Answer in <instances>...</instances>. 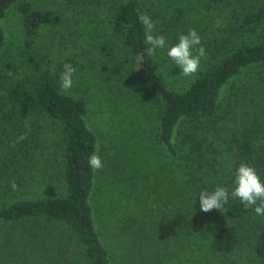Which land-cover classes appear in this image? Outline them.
<instances>
[{"label": "trees", "instance_id": "obj_1", "mask_svg": "<svg viewBox=\"0 0 264 264\" xmlns=\"http://www.w3.org/2000/svg\"><path fill=\"white\" fill-rule=\"evenodd\" d=\"M68 1L69 15L0 0V46L18 5L24 67L0 61L2 237L22 233L23 264H264V216L231 195L204 212L199 196L231 193L241 163L264 181V0ZM145 12L167 39L155 57ZM190 29L207 58L184 77L167 50Z\"/></svg>", "mask_w": 264, "mask_h": 264}, {"label": "clouds", "instance_id": "obj_2", "mask_svg": "<svg viewBox=\"0 0 264 264\" xmlns=\"http://www.w3.org/2000/svg\"><path fill=\"white\" fill-rule=\"evenodd\" d=\"M139 21L145 31V52L148 57H155L158 49L165 48L167 39L164 35L155 34L156 23L146 12L139 14ZM167 56L181 70L184 77L195 76L200 71L201 60L207 58L202 38L196 29L179 35L178 42L168 47ZM75 72L76 69L71 64H64L59 77L62 92L71 90ZM88 163L94 172L103 168V161L98 154L93 153ZM234 185L231 193L228 188L222 186H217L213 191H201L199 193L201 210L204 212L222 210L231 195L232 198H238L245 208L254 209L256 215L264 216V181L256 169L248 163H241L235 174ZM11 187L15 191L18 185L13 181Z\"/></svg>", "mask_w": 264, "mask_h": 264}, {"label": "rangeland", "instance_id": "obj_3", "mask_svg": "<svg viewBox=\"0 0 264 264\" xmlns=\"http://www.w3.org/2000/svg\"><path fill=\"white\" fill-rule=\"evenodd\" d=\"M62 0H37L38 5L33 4L34 7L38 9H59L63 8L65 9V13L69 15L70 13H73V10L67 7V5L62 4L59 7V4L61 3ZM42 5L40 6V3ZM65 2V0H64ZM69 2V3H68ZM65 3H68V5L71 6L70 1H66ZM72 7V6H71ZM88 9V7H87ZM2 27L4 30V33L6 35V43H4L2 46H0V61L6 62L4 65V68H7L6 73L7 74H20L17 75L18 77H23V57H20L19 52L23 53V39H22V24H21V14L18 10V5L12 6L5 14L4 18L2 19ZM66 28V24L62 26V29ZM49 28L44 30V32H47ZM52 36H54V33H52ZM44 43L43 41H41ZM60 45V41L56 42V45L53 44L54 48L56 49V54L59 53L60 47H58V44ZM69 50H65V52H62V58L63 61H66V58L69 56V54L72 52L71 48H68ZM42 50V49H41ZM0 64V69L1 65ZM8 64L11 66H8ZM113 67V66H111ZM260 68H255V71ZM115 72V69H114ZM116 74H119L116 73ZM250 74V72L248 73ZM110 74H108L109 76ZM106 92H109V90H106ZM136 115H138L137 110L135 109ZM107 117V116H105ZM134 121V120H133ZM2 126V125H0ZM22 233H18L17 230L13 232L12 235L7 237V239L3 238L2 235L0 234V264H16L13 261L14 258H19L21 260L19 264H23V243L17 245L16 240L20 238ZM154 246V244H153ZM69 256H71V252L68 253ZM17 255V257H16ZM123 258H126L124 256ZM131 262H128L130 264Z\"/></svg>", "mask_w": 264, "mask_h": 264}]
</instances>
